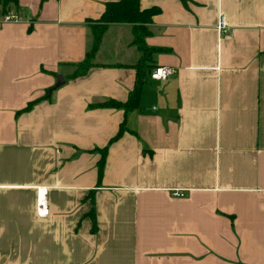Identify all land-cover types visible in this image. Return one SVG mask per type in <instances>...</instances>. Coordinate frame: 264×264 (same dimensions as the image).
I'll return each instance as SVG.
<instances>
[{"label": "crops", "instance_id": "obj_1", "mask_svg": "<svg viewBox=\"0 0 264 264\" xmlns=\"http://www.w3.org/2000/svg\"><path fill=\"white\" fill-rule=\"evenodd\" d=\"M108 1L17 0L20 19L0 21V264H264V0H139L159 9L151 66L175 71L147 68L128 112L88 105L127 98L130 24H108L67 77Z\"/></svg>", "mask_w": 264, "mask_h": 264}, {"label": "trees", "instance_id": "obj_2", "mask_svg": "<svg viewBox=\"0 0 264 264\" xmlns=\"http://www.w3.org/2000/svg\"><path fill=\"white\" fill-rule=\"evenodd\" d=\"M138 1L139 0H117L105 2L101 15L95 20H87L90 41L85 50L83 59L75 63L67 64L71 67V71L67 75L68 78H74L76 76L82 75L91 66V60L98 49L101 36L107 28V25L111 23H127L131 25V43L134 44L141 53L137 62L133 65V68L135 69V79L133 86L128 92L127 98L124 101L120 102L113 99H106L101 102L89 104L88 107L90 108H120L123 109L124 112H128L137 108L139 93L143 84V78L146 74V69H151L154 67L151 66L150 58L153 53L159 50V48L148 47L144 43V37L149 33L146 25L150 22L151 17L155 15L159 9L155 6L140 9L138 6ZM16 3L17 0H0V14L10 10V8L14 7ZM53 88L54 87L47 88L43 95L27 102L20 111H26L37 101L47 99L49 97V92ZM125 130H127V128L125 126V119H123L119 123L116 134L109 139L108 143L117 139ZM106 148L107 145L101 148H95V150H98L100 154L99 159L96 162L97 179L100 178L102 173ZM90 218L91 230L93 231L95 230V220L92 209Z\"/></svg>", "mask_w": 264, "mask_h": 264}, {"label": "built area", "instance_id": "obj_3", "mask_svg": "<svg viewBox=\"0 0 264 264\" xmlns=\"http://www.w3.org/2000/svg\"><path fill=\"white\" fill-rule=\"evenodd\" d=\"M20 19V16L15 12L11 10H7L4 13L0 14V21L6 22V21H18ZM227 24L224 18V15L221 13L217 14L216 23H215V29L217 33L224 34L227 32ZM175 71L174 67L167 66V65H155L148 71V76L151 79L155 80H162L166 78L167 76H170ZM175 196H180L181 193L174 192ZM49 213V209L46 204L45 200V188H37L36 190V200H35V214L38 217L46 216Z\"/></svg>", "mask_w": 264, "mask_h": 264}, {"label": "water", "instance_id": "obj_4", "mask_svg": "<svg viewBox=\"0 0 264 264\" xmlns=\"http://www.w3.org/2000/svg\"><path fill=\"white\" fill-rule=\"evenodd\" d=\"M148 73V71H147ZM63 83V78L61 77V75L57 74L55 75V83H54V87H57L59 85H61Z\"/></svg>", "mask_w": 264, "mask_h": 264}]
</instances>
